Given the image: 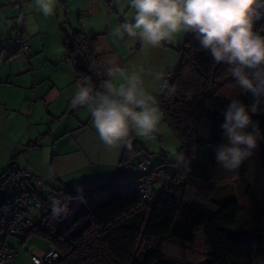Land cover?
Returning <instances> with one entry per match:
<instances>
[{
    "label": "trees",
    "instance_id": "1",
    "mask_svg": "<svg viewBox=\"0 0 264 264\" xmlns=\"http://www.w3.org/2000/svg\"><path fill=\"white\" fill-rule=\"evenodd\" d=\"M258 21L264 36V18ZM64 50L75 77L81 83L90 78L100 90L104 77L95 35L75 30L65 38ZM177 52L175 76L157 101L163 120L180 143L177 152L184 154L186 166H177L176 160L164 162L174 166V173L153 205L143 202L135 190L143 175L81 187L54 188L47 183L53 190L47 197L29 189V213L40 222L21 232L55 245L59 258L52 264H255L257 257H264V139L234 171L225 170L215 159L216 149L228 143L221 127L228 105L238 99L248 107L254 97L235 86L230 65L217 64L193 33H185ZM249 115L251 124L244 131L258 129L264 136V103ZM129 139L121 164L140 154L149 156ZM252 157L261 173V186L258 195L250 187L245 192L254 204L253 215L247 218L233 194L220 197L217 191L245 176ZM35 196L43 199L42 209L34 207ZM54 202L67 205V211L54 215ZM38 210L43 212L41 217Z\"/></svg>",
    "mask_w": 264,
    "mask_h": 264
},
{
    "label": "crops",
    "instance_id": "2",
    "mask_svg": "<svg viewBox=\"0 0 264 264\" xmlns=\"http://www.w3.org/2000/svg\"><path fill=\"white\" fill-rule=\"evenodd\" d=\"M24 11L29 59L19 58L18 43L9 38L17 12L0 0V173L12 163L54 188L139 178L140 171L120 163L126 145L106 146L93 127L90 107L71 106L81 82L67 59L65 38L75 30L95 35L104 79L108 62L118 60L126 74L141 73L145 89L158 99L167 72L175 71L179 64L177 48L185 34L176 36L174 43L162 42L156 47L130 44L126 36L119 39L113 35L114 29L133 21L135 10L127 6V0H113L112 4L106 0H57L49 17L36 8L34 0H26ZM156 73L161 80L155 79ZM115 79L121 82L119 76ZM159 110L162 113L160 106ZM160 122L167 124L162 116ZM130 136L133 139L134 131ZM141 146L148 153L146 145ZM151 160L154 167L164 164L162 159Z\"/></svg>",
    "mask_w": 264,
    "mask_h": 264
},
{
    "label": "clouds",
    "instance_id": "3",
    "mask_svg": "<svg viewBox=\"0 0 264 264\" xmlns=\"http://www.w3.org/2000/svg\"><path fill=\"white\" fill-rule=\"evenodd\" d=\"M34 4L49 17L57 0H34ZM127 6L135 10L133 21L119 24L114 36L121 40L126 36L130 44L156 47L162 42L174 43L181 33H193L217 64L231 66L235 86L252 94L254 103L248 107L238 99L228 105L221 125L228 143L216 149L218 164L227 171L238 169L264 139L258 129L244 131L251 124L249 112H258L264 103V36L253 30L254 22L264 18V0H127ZM106 77L101 90L85 78L71 98V106L90 107L93 127L110 148L130 146L132 131L154 140L162 113L157 98L145 89L142 74H126L113 59L108 62ZM155 79L161 80V74L156 73ZM163 86L167 88V82ZM172 156L177 166H186L182 152L174 151ZM52 211L59 215L67 211V205L54 202ZM255 264H264V257H257Z\"/></svg>",
    "mask_w": 264,
    "mask_h": 264
},
{
    "label": "built area",
    "instance_id": "4",
    "mask_svg": "<svg viewBox=\"0 0 264 264\" xmlns=\"http://www.w3.org/2000/svg\"><path fill=\"white\" fill-rule=\"evenodd\" d=\"M106 1L109 4L113 2V0ZM25 3L26 0H5V5L15 9L17 12L13 18L14 28L9 38L18 43V56L21 59H29L30 57V43L26 33ZM18 18L21 19L18 20ZM258 26L259 21L256 20L253 27L255 32H259ZM174 76V71L169 70L167 72L161 85V92L166 89L163 86L164 82L169 85ZM123 166L126 169H130L132 164L127 162ZM137 167L143 177L136 183L135 190L140 194L143 202L153 205L159 194L170 182L174 173V166L162 164L153 167L151 157L143 155L137 162ZM150 173L157 176L156 179L152 180ZM154 181H159L160 184L151 188L150 184ZM29 189H33L35 193L45 197L53 192L52 188L41 177L32 174L28 170L18 168L12 163L0 173V264H14V259L16 258V251L6 245V238L8 236H17L24 228L40 222V219L29 213L30 203H27L24 198L25 195H30ZM43 203V199L39 196H35L33 199L35 208L42 209ZM28 253L29 264H52L59 258V252L52 243H49L43 250L34 249Z\"/></svg>",
    "mask_w": 264,
    "mask_h": 264
},
{
    "label": "rangeland",
    "instance_id": "5",
    "mask_svg": "<svg viewBox=\"0 0 264 264\" xmlns=\"http://www.w3.org/2000/svg\"><path fill=\"white\" fill-rule=\"evenodd\" d=\"M258 30H260V21ZM157 129L158 130L155 134L154 140H145L144 138L137 136L135 131V136L133 137V140L136 141L138 144L146 145L149 156L151 158L162 159V161L168 163L174 162L175 159L172 154L179 148V142L175 134L172 132L171 128L167 126L166 123L160 122L157 126ZM161 149H163V151H161ZM137 162L138 156L134 157L131 160L132 168L136 171H139L137 167ZM250 164V166H247V174L245 176L241 178H235L231 182L221 185L220 189L217 191V194L218 196L220 195V197H225L226 194L227 196L229 194H233L242 206V213H244L243 215L247 218L252 217L254 212V204L248 199V197L245 195V192L250 187L253 190V193L258 195L259 186H261V173L258 169L257 162L254 160L253 157L250 161ZM150 175L152 180L156 179L157 177L153 173H150ZM159 184V181H154L150 184V187L153 188ZM28 196L29 195H25L24 198L27 203H31L32 199H30ZM36 213L39 217H41L43 214V212L40 210L36 211ZM5 243L16 251V258L14 259V264H29L28 252L34 249L43 250L49 244L48 240L43 237H40L35 234L26 235L24 232H20L17 236H8L5 240Z\"/></svg>",
    "mask_w": 264,
    "mask_h": 264
}]
</instances>
